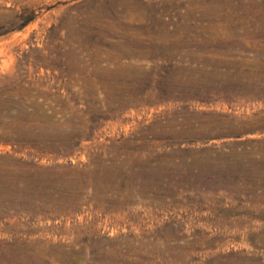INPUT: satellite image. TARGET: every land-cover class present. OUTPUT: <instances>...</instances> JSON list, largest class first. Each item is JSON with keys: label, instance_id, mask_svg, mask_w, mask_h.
<instances>
[{"label": "rangeland", "instance_id": "1", "mask_svg": "<svg viewBox=\"0 0 264 264\" xmlns=\"http://www.w3.org/2000/svg\"><path fill=\"white\" fill-rule=\"evenodd\" d=\"M0 264H264V0H0Z\"/></svg>", "mask_w": 264, "mask_h": 264}]
</instances>
